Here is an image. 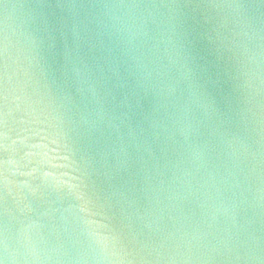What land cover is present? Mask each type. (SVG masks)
<instances>
[{
	"label": "water",
	"instance_id": "95a60500",
	"mask_svg": "<svg viewBox=\"0 0 264 264\" xmlns=\"http://www.w3.org/2000/svg\"><path fill=\"white\" fill-rule=\"evenodd\" d=\"M0 264H264V0H0Z\"/></svg>",
	"mask_w": 264,
	"mask_h": 264
}]
</instances>
